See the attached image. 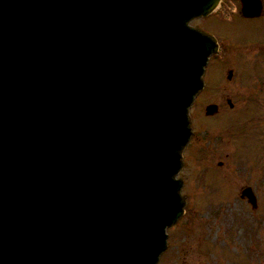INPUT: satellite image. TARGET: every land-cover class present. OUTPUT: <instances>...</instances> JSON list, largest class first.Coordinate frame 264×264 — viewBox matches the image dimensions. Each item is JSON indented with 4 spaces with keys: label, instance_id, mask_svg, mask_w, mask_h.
<instances>
[{
    "label": "water",
    "instance_id": "water-1",
    "mask_svg": "<svg viewBox=\"0 0 264 264\" xmlns=\"http://www.w3.org/2000/svg\"><path fill=\"white\" fill-rule=\"evenodd\" d=\"M219 1L0 0V264L157 263Z\"/></svg>",
    "mask_w": 264,
    "mask_h": 264
},
{
    "label": "rangeland",
    "instance_id": "rangeland-1",
    "mask_svg": "<svg viewBox=\"0 0 264 264\" xmlns=\"http://www.w3.org/2000/svg\"><path fill=\"white\" fill-rule=\"evenodd\" d=\"M205 25L228 51L210 59L205 87L190 108L194 134L178 175L185 211L167 229L158 264H264V70L252 69L251 54L264 40V20L217 18ZM209 104L218 111L206 117ZM246 186L255 208L239 196Z\"/></svg>",
    "mask_w": 264,
    "mask_h": 264
},
{
    "label": "flooded vegetation",
    "instance_id": "flooded-vegetation-1",
    "mask_svg": "<svg viewBox=\"0 0 264 264\" xmlns=\"http://www.w3.org/2000/svg\"><path fill=\"white\" fill-rule=\"evenodd\" d=\"M221 0L219 7L215 12H213L211 15L201 19L202 20V25L198 26L195 24H192L193 26H197L200 29L204 30V26L206 23V20H209L213 22L217 18H222L224 20H229L234 17H239L244 20H251V21H257L260 19L264 20V0ZM258 1V3H257ZM248 8V9H255L259 8V13L253 16L247 17L242 10L243 8ZM206 32V31H205ZM212 36L215 37L217 40V44L219 46V50L217 53V56H220L222 53H226L228 51V48H226L222 41L218 39L215 34H213L211 31L206 32ZM258 42H261L262 44L254 46L252 50V59H253V70H264V40H256ZM253 45V44H252Z\"/></svg>",
    "mask_w": 264,
    "mask_h": 264
}]
</instances>
